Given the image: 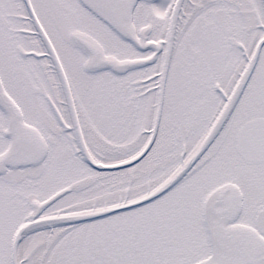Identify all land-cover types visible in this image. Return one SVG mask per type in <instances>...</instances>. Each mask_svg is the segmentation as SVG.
I'll return each mask as SVG.
<instances>
[{"label": "snow or ice", "instance_id": "obj_1", "mask_svg": "<svg viewBox=\"0 0 264 264\" xmlns=\"http://www.w3.org/2000/svg\"><path fill=\"white\" fill-rule=\"evenodd\" d=\"M0 264H264V0H0Z\"/></svg>", "mask_w": 264, "mask_h": 264}]
</instances>
